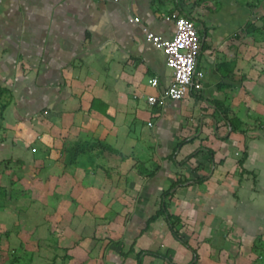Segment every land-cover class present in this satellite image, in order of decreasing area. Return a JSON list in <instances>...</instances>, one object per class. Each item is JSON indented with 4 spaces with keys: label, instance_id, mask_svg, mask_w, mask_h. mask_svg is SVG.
<instances>
[{
    "label": "crops",
    "instance_id": "1",
    "mask_svg": "<svg viewBox=\"0 0 264 264\" xmlns=\"http://www.w3.org/2000/svg\"><path fill=\"white\" fill-rule=\"evenodd\" d=\"M175 13L180 100L148 37ZM31 191L69 213L24 249ZM0 264H264V0H0Z\"/></svg>",
    "mask_w": 264,
    "mask_h": 264
},
{
    "label": "built area",
    "instance_id": "2",
    "mask_svg": "<svg viewBox=\"0 0 264 264\" xmlns=\"http://www.w3.org/2000/svg\"><path fill=\"white\" fill-rule=\"evenodd\" d=\"M172 19L174 23L172 38L163 40L152 33H148V37L162 49L166 65L172 70V81L164 95L173 100H180L202 89L204 73L197 69L200 40L195 21L181 13L173 14ZM151 84L158 86V80L154 78ZM156 100V97L149 96L147 103L154 105Z\"/></svg>",
    "mask_w": 264,
    "mask_h": 264
},
{
    "label": "rangeland",
    "instance_id": "3",
    "mask_svg": "<svg viewBox=\"0 0 264 264\" xmlns=\"http://www.w3.org/2000/svg\"><path fill=\"white\" fill-rule=\"evenodd\" d=\"M36 179H37L36 174L30 178L31 181H34ZM46 179L49 180V177ZM24 194L26 195V197L32 198L31 199L32 202H31L29 208L18 209L19 213L15 212V211L14 212H15V215L18 214V215H20V217L21 216L25 217L24 218L25 220L23 219V221H22V223H23L22 226H24L25 228L27 227L29 229V231H31V233L29 235L31 237V239L28 240L25 236V239L22 240L21 248L32 249L33 247L34 248L36 247L35 242H32V234H33L32 228H33L34 221L37 220L38 217L46 219V222L48 223L47 225L49 226L50 233H51V232H54V228L57 227V226L53 225L54 222L59 220L61 216L67 217L69 211L63 210V212H62V210L38 208L37 203H36L37 202L36 199H38L37 198L38 194L34 193L32 191L28 194L24 192ZM54 198H55L54 196H52L51 194L48 193V194H46V198H42V200L44 199L45 201H43V202H46L45 204L50 205V204H54ZM21 210H24L25 212H21ZM28 222H31V223H28ZM27 240H28V242H27Z\"/></svg>",
    "mask_w": 264,
    "mask_h": 264
}]
</instances>
